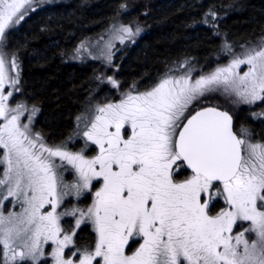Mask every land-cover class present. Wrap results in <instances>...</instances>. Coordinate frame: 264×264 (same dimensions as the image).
Segmentation results:
<instances>
[{"label": "snow or ice", "instance_id": "snow-or-ice-1", "mask_svg": "<svg viewBox=\"0 0 264 264\" xmlns=\"http://www.w3.org/2000/svg\"><path fill=\"white\" fill-rule=\"evenodd\" d=\"M31 3L0 0V39L24 19ZM120 31L124 33L119 37L121 43L134 35L126 26ZM241 64L250 65L243 76L235 71ZM16 67L13 61L12 68ZM6 84L15 86L18 80L9 77L0 57V118L4 119L0 146L7 150L5 175L13 184L8 195L22 193L27 205L18 217H0V244L5 256L16 240H22L27 252H14L11 259L27 255L35 261L44 254L43 240L56 245L54 264H76L64 258L73 235L64 234L61 216L78 215L77 227L91 221L97 235L94 252L85 247L73 253L80 256L78 264H93L96 258L102 264H264V211L258 210L264 205V145H250L255 159H245L241 154L243 141L232 130V117L215 107L196 111L180 127L193 102L218 86L234 90L246 103L264 101V47L250 50L244 59H233L226 67L194 81L190 73L165 76L151 90L129 93L119 103L98 107L83 133L99 149L91 159L83 150L48 148L38 143V136L30 137L28 125L19 123L23 106L8 107L13 92L4 94ZM10 111L16 114L9 116ZM126 126L131 134L124 138L122 129L127 130ZM52 157L75 170L74 185L62 184ZM181 164H186L192 175L175 182L174 166ZM97 179L103 183L87 211L57 212L71 190L79 195ZM214 181L223 182L229 209L212 216L206 210ZM206 193L209 199L202 203ZM46 204L51 211L42 212ZM238 220L251 222L252 228L246 232L255 231L261 247L249 245L243 239L245 233L231 235ZM135 237L143 243L126 255L125 246Z\"/></svg>", "mask_w": 264, "mask_h": 264}, {"label": "trees", "instance_id": "trees-1", "mask_svg": "<svg viewBox=\"0 0 264 264\" xmlns=\"http://www.w3.org/2000/svg\"><path fill=\"white\" fill-rule=\"evenodd\" d=\"M116 18L144 30L138 46L125 52L114 71L122 89L142 90L143 84L155 83L171 65L183 63L207 71L257 43L264 35V0H64L51 5L47 13L32 14L9 34V47L20 58L21 94L38 107L35 128L46 142L68 143L74 119L88 105L98 83V64L68 62L66 54ZM213 106L233 116L238 137L240 127L264 137V127L244 108L233 114L222 105ZM187 174L191 173L181 164L176 176ZM212 192L210 209L219 210L222 199ZM204 198L208 200L209 194ZM92 241L86 226L78 229V245L90 247Z\"/></svg>", "mask_w": 264, "mask_h": 264}, {"label": "rangeland", "instance_id": "rangeland-1", "mask_svg": "<svg viewBox=\"0 0 264 264\" xmlns=\"http://www.w3.org/2000/svg\"><path fill=\"white\" fill-rule=\"evenodd\" d=\"M64 0H32V3L27 7V11L25 13L24 19L19 23L15 24L10 29L6 30V33L2 39H0V57L5 60L6 70L10 78H14L18 80V84L12 86L10 84L5 85L4 94L7 95L9 91L13 92V95L9 98L8 107L9 109H15L18 105H22L23 107L20 109V117L19 123L21 125H28V134L32 138H37L38 143H43L48 148H56L58 146L62 147V150H66L69 152H81L83 150V154L86 158L91 159L95 155L98 154V146L94 145L92 142L87 141L83 136L84 131L90 127L91 121L94 119L96 113V109L98 107L107 105V104H115L119 103L127 94H139L151 90L155 87L162 78L165 76H173L179 77L184 76L188 73L191 75V79L194 81L200 76L209 75L213 73L217 68L226 67L233 59H244L247 53L250 50H260L264 47V35L257 41V43H253L252 45H248L242 53L234 54L228 57L224 62L216 64L214 67L210 68L207 71L198 72L197 69H191L189 66H185L183 63L179 65L169 66L168 69L161 74L157 81L153 84L148 85L143 84L141 88L142 90L133 89V86L130 88L122 89L120 87L119 81L114 77V71H116V65L120 59L125 57L126 51L131 50L133 47L138 46L139 39L143 34L144 30L137 23H122L119 18L113 19L110 24H108L104 29L100 30L98 33L92 36H88L76 43V46L66 54V60L68 62H85L92 61L98 64L100 68V73L96 76V80L98 81L97 85L92 90V97L88 99V105L78 113V115L74 119V129L71 135H69L68 143L62 144H51L46 142V140L40 135V133L35 128L36 121L39 116V109L37 106L28 102L25 97L21 94L20 90V79H21V61L20 58L15 53L12 47H9L11 42L9 40V34L18 29L21 23L32 14L44 12L47 13L51 7V5L62 2ZM10 2V0H9ZM23 11V10H22ZM129 27L132 29L134 35L131 37H126L124 42L121 43L120 36L124 35L120 31L123 27ZM139 29V32H137ZM15 61L16 68H12V62ZM250 65L241 64L235 71L243 76L244 73L248 72ZM110 70V72H109ZM111 78V79H109ZM115 81V84L112 83ZM106 86L107 89L100 91L99 88ZM128 86V85H127ZM135 87V86H134ZM18 88L19 91H15ZM140 88V87H139ZM96 95V98H94ZM209 105H222L225 109H230V111L234 113H238L241 108H244L249 113L250 118L254 122H259L261 126L264 127V101L256 100L251 103H246L243 99L236 95L234 90H225L224 86H218L214 90L209 91L204 94L199 100L194 101L193 104L186 111L183 120L190 114L191 109H195L201 105L205 106ZM202 107V106H201ZM237 109V112H236ZM192 110V112H193ZM196 110V109H195ZM15 112L10 111L9 116L15 115ZM4 123V119L0 118V124ZM182 124V123H181ZM180 124V125H181ZM127 130L122 129V135L124 138H127L131 134L130 126H126ZM114 131V128L110 129ZM239 138L243 141L242 145V156L245 159H255L251 155L250 145H264V137H256L249 131V129L245 127H240L239 130ZM71 142V144H70ZM7 150L0 146V180H5L4 184H0V217L9 218L20 216L24 208L27 207L25 203V199L22 193H17V195L9 196L8 190L13 184L6 178V172L8 169L7 164ZM51 160L55 163L56 171L58 174V178L61 180L63 185L71 186L77 182V174L75 170L68 165L65 161H61L58 157H52ZM179 163V162H178ZM181 167V166H180ZM180 167L176 168L174 166L173 170V179L175 182H182L189 178L192 174H187L183 177L176 176V174L180 171ZM102 179L93 180L92 184L88 189L81 190L79 195L76 194L74 190L70 191L69 195H65L61 204L57 208L58 213H70L73 209L84 210L87 209L93 204L95 198V192L99 190L102 186ZM213 190L212 196H218L222 199L220 203L219 210L211 211V205L214 203V200L210 201L209 208L206 210L209 215L215 216L221 210H228L229 205L226 202L225 195L223 194V186L218 187L216 184H213V187L210 188L209 192ZM218 192H221L220 196L217 195ZM205 195L203 194V198L201 202L205 201ZM209 199V198H208ZM258 210L264 211V205H260ZM42 212L51 211L50 205H45ZM79 219L78 215H62L61 216V228L63 229L64 234L73 235V244L68 245L64 250V258L72 259L78 264L79 255H73V253L82 252L85 247L89 248V251L95 250V243L97 240V235L94 230V226L91 221L85 220L82 222L79 227L76 225V221ZM82 226H86L92 232L93 241L90 247L86 245V243H82L78 245L75 242V235L79 228ZM2 227V226H0ZM252 224L250 221H240L238 220L233 225V230L231 235L233 237L239 235L240 233H245L243 239L247 240L249 245L253 243L257 244V247H261V243L259 237L255 231H247V229H251ZM62 238V237H61ZM26 239V237L24 238ZM143 243V240L139 237L130 238L129 243L125 246V254L131 255L135 250L139 247V245ZM233 243H235V239H233ZM41 246L43 248V255L40 256L37 260L32 261V259L25 255L23 258L17 256L15 260H12L11 257L13 253H21L27 252V249L24 248L22 240H16L13 247L10 248L7 252V256H5V252L3 249V245L0 244V258L1 264H54V259L52 253L56 247L51 241H43L41 240ZM239 251L243 252V245L239 246ZM93 264H102V260L100 258H96L93 260ZM183 264H187L186 261Z\"/></svg>", "mask_w": 264, "mask_h": 264}, {"label": "water", "instance_id": "water-1", "mask_svg": "<svg viewBox=\"0 0 264 264\" xmlns=\"http://www.w3.org/2000/svg\"><path fill=\"white\" fill-rule=\"evenodd\" d=\"M207 107H215V108H217V109L220 110V111H225V112H227V113L232 117V130H233V133L236 134L235 131H234V129H233V121H234L233 116H232L227 110H224V109L218 108V107H216V106H212V105H205V106L199 107V108H197L196 110H194L193 112H191V113H190V114H189V115L183 120V122H182V124L180 125V127L182 128L183 123H186V122H187V119L190 118L191 115L195 114L196 111H198V110H202V109L207 108ZM236 135H237V134H236ZM177 136H178V132H177ZM237 138L239 139L238 135H237ZM241 154H242V148H241ZM183 167H184L188 172H190V173L192 174L191 170H190L189 168H187L186 164H183ZM213 183H223V182H220V181H214Z\"/></svg>", "mask_w": 264, "mask_h": 264}, {"label": "flooded vegetation", "instance_id": "flooded-vegetation-1", "mask_svg": "<svg viewBox=\"0 0 264 264\" xmlns=\"http://www.w3.org/2000/svg\"><path fill=\"white\" fill-rule=\"evenodd\" d=\"M216 184L218 187H222L223 186V183H214Z\"/></svg>", "mask_w": 264, "mask_h": 264}, {"label": "bare ground", "instance_id": "bare-ground-1", "mask_svg": "<svg viewBox=\"0 0 264 264\" xmlns=\"http://www.w3.org/2000/svg\"><path fill=\"white\" fill-rule=\"evenodd\" d=\"M136 88V87H135Z\"/></svg>", "mask_w": 264, "mask_h": 264}]
</instances>
